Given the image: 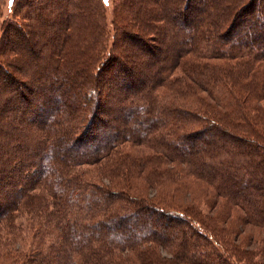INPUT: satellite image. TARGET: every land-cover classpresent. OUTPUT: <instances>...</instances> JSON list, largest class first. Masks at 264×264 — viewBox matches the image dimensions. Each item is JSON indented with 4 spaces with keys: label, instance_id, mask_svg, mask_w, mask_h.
Here are the masks:
<instances>
[{
    "label": "trees",
    "instance_id": "16d2710c",
    "mask_svg": "<svg viewBox=\"0 0 264 264\" xmlns=\"http://www.w3.org/2000/svg\"><path fill=\"white\" fill-rule=\"evenodd\" d=\"M15 1L0 264H264V0Z\"/></svg>",
    "mask_w": 264,
    "mask_h": 264
},
{
    "label": "rangeland",
    "instance_id": "374dc122",
    "mask_svg": "<svg viewBox=\"0 0 264 264\" xmlns=\"http://www.w3.org/2000/svg\"><path fill=\"white\" fill-rule=\"evenodd\" d=\"M31 1L34 2V3H37L38 6H41V4H40L41 0L40 1L31 0ZM113 1L114 0H105L106 5L109 6V7H107L108 8V17L109 18L112 16ZM10 3H11V0H1L0 1V9H1V11H3V14H4L3 18L4 19L8 18L10 16H12V18H14L13 12H11V9H9ZM15 4L16 5H14V6L18 7L21 4V0L15 1ZM13 9H14V7H13ZM30 38H31V34H30ZM32 41L36 42L37 45H40L39 44L40 39L38 38L37 33H35L34 36H32ZM38 56H40V54ZM70 72L72 73V76H74L73 71H70ZM98 177H100V175L94 173V174L90 175V177H88V179H90L91 181L96 182V183H99L100 180H101V183H103V184L107 183L106 180H104L103 178L102 179L98 178ZM103 180H104V182H102ZM258 231H259L258 229H253V228L249 229V232H252V233H257Z\"/></svg>",
    "mask_w": 264,
    "mask_h": 264
}]
</instances>
